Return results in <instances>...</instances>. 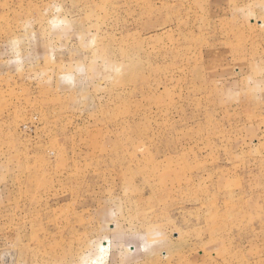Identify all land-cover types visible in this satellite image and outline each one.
<instances>
[{"label": "rangeland", "instance_id": "374dc122", "mask_svg": "<svg viewBox=\"0 0 264 264\" xmlns=\"http://www.w3.org/2000/svg\"><path fill=\"white\" fill-rule=\"evenodd\" d=\"M0 264H264V0H0Z\"/></svg>", "mask_w": 264, "mask_h": 264}]
</instances>
